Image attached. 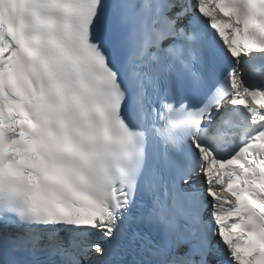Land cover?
<instances>
[{
    "label": "snow or ice",
    "instance_id": "6c2138e0",
    "mask_svg": "<svg viewBox=\"0 0 264 264\" xmlns=\"http://www.w3.org/2000/svg\"><path fill=\"white\" fill-rule=\"evenodd\" d=\"M0 264H264V0H0Z\"/></svg>",
    "mask_w": 264,
    "mask_h": 264
},
{
    "label": "bare ground",
    "instance_id": "6f19581e",
    "mask_svg": "<svg viewBox=\"0 0 264 264\" xmlns=\"http://www.w3.org/2000/svg\"><path fill=\"white\" fill-rule=\"evenodd\" d=\"M222 19L226 20L225 18H222Z\"/></svg>",
    "mask_w": 264,
    "mask_h": 264
}]
</instances>
